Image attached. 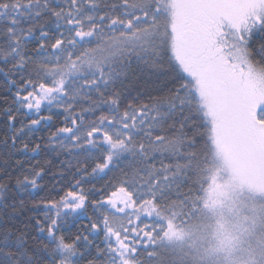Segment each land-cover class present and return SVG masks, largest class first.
Listing matches in <instances>:
<instances>
[{
    "label": "snow or ice",
    "instance_id": "obj_1",
    "mask_svg": "<svg viewBox=\"0 0 264 264\" xmlns=\"http://www.w3.org/2000/svg\"><path fill=\"white\" fill-rule=\"evenodd\" d=\"M164 56L175 78L142 102L133 78ZM0 73L14 90L5 156H48L0 160V264H162L172 201L197 167L194 121L217 152L224 137L264 148V0H0ZM55 114L61 126L30 146ZM45 181L54 195L14 202ZM18 208L35 213L22 228ZM81 215L84 231L64 235Z\"/></svg>",
    "mask_w": 264,
    "mask_h": 264
},
{
    "label": "trees",
    "instance_id": "obj_2",
    "mask_svg": "<svg viewBox=\"0 0 264 264\" xmlns=\"http://www.w3.org/2000/svg\"><path fill=\"white\" fill-rule=\"evenodd\" d=\"M31 47V45L29 46ZM175 62L169 61L167 56L163 57V63L159 66L158 70H143L137 71L133 78V86L131 87L132 95L139 97L142 102H147L150 97L158 96L167 92V88L171 86L172 80L175 78L176 72L174 69ZM7 71V69H5ZM14 78V77H13ZM9 77L4 73H0V121L3 120L2 112L7 106L13 105V94L10 91L11 86L8 83ZM55 111V110H54ZM47 114V113H45ZM31 115V114H29ZM18 120L27 123L28 117L23 112L17 113ZM64 121V116L55 114L50 126L41 127L35 133H30L26 138L27 142L41 143L42 148L46 143V138L50 136L57 127L61 126ZM195 135L197 137V152L198 161L197 167L193 168L187 176V183L180 188L181 194L184 195L183 201L177 199L172 201V207L175 209L173 219V230L170 231V240L165 242V246L160 249L162 264H230L222 254L212 256L210 260H204L199 256L197 250L191 249L187 245L188 236L194 235L195 232H200L205 225L209 222L211 215L217 210L220 198H216V182L213 173L216 171V163L218 158L216 151L207 143V125L206 121L196 120ZM204 125L201 127L200 125ZM19 126V125H18ZM7 132L5 125L0 122V140L6 136ZM5 151L12 153L11 146L7 149L3 144H0V160L9 159L21 161L25 168H29L37 163H43L48 158L47 153L41 151L40 153H14L10 156H5ZM58 165H55L53 171L58 170ZM14 174L19 175V172L14 167L12 169ZM264 175V168L262 167ZM110 179V177H109ZM109 179L96 180L93 183H86L83 185L84 191L90 193L92 189H99L102 186L107 188ZM48 186V191L40 193L39 195L33 193L29 194L23 191L12 190V195L15 196V201L18 203L21 200L28 202L30 200H39L46 198L51 193V184L45 181ZM110 191V189H109ZM249 196V200L256 204H264V191L260 196L258 191H249L245 194ZM254 195V196H253ZM89 195V199H93ZM258 210V207H257ZM11 211V209H9ZM33 212H28L27 209H17V219L13 221L18 227H23L27 217L34 215ZM87 216H92V210L89 209ZM87 216L81 215L76 218L73 223L72 220L65 226L64 235L72 236L78 231H84L88 224ZM95 219V217H93ZM201 240L196 238L195 242ZM167 254V255H165ZM262 255L264 253L262 252Z\"/></svg>",
    "mask_w": 264,
    "mask_h": 264
},
{
    "label": "rangeland",
    "instance_id": "obj_3",
    "mask_svg": "<svg viewBox=\"0 0 264 264\" xmlns=\"http://www.w3.org/2000/svg\"><path fill=\"white\" fill-rule=\"evenodd\" d=\"M216 154L215 197L221 200L205 227L188 236L187 245L204 260L222 254L230 264H264V204L245 195H263L264 148L224 137Z\"/></svg>",
    "mask_w": 264,
    "mask_h": 264
}]
</instances>
